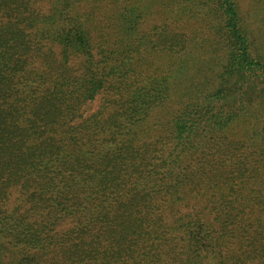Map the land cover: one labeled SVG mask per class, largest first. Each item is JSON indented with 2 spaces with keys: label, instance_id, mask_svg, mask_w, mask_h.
Here are the masks:
<instances>
[{
  "label": "trees",
  "instance_id": "16d2710c",
  "mask_svg": "<svg viewBox=\"0 0 264 264\" xmlns=\"http://www.w3.org/2000/svg\"><path fill=\"white\" fill-rule=\"evenodd\" d=\"M252 4L0 0V264H264Z\"/></svg>",
  "mask_w": 264,
  "mask_h": 264
},
{
  "label": "rangeland",
  "instance_id": "374dc122",
  "mask_svg": "<svg viewBox=\"0 0 264 264\" xmlns=\"http://www.w3.org/2000/svg\"><path fill=\"white\" fill-rule=\"evenodd\" d=\"M241 1V2H240ZM252 2L253 0H239V4L241 3V7H242V11L243 13H251L253 11L252 7ZM193 20V19H192ZM201 23H199L198 21H192L187 27L191 28V29H198V27H201Z\"/></svg>",
  "mask_w": 264,
  "mask_h": 264
}]
</instances>
